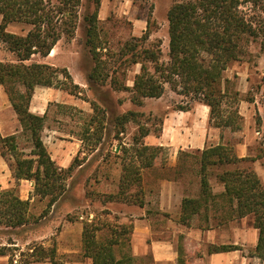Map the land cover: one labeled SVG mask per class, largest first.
<instances>
[{"label": "trees", "instance_id": "obj_1", "mask_svg": "<svg viewBox=\"0 0 264 264\" xmlns=\"http://www.w3.org/2000/svg\"><path fill=\"white\" fill-rule=\"evenodd\" d=\"M82 1L59 0L54 5L48 0H0V43L17 57L16 62L0 61V86L18 116L22 134L31 143V152L25 154L20 149L18 135H0V149L10 161L14 178L32 182V196L49 199L48 208L67 194L68 180L82 163L76 158L68 168L57 165L43 140L47 113L34 114L30 105L38 87L57 88L75 96L82 90L66 68L27 62L37 54L48 57L60 40L75 37L80 21L77 9ZM246 2L257 4L258 0ZM241 5L240 0L174 2L167 12L169 52L166 61L163 60L162 41L150 42V19L143 36L132 37L118 50H112L100 36L101 0H95L92 12L87 11L83 18V43L92 67L86 79L95 100H88L93 114L83 126L81 141L94 151L103 145L105 136L111 137L112 132L118 139L129 125L137 128L132 143H120L116 149L121 155L122 166L118 191L106 195L104 203L145 206L144 172L154 169L161 151L160 146L145 142L152 133L158 134L152 129L158 125L157 118L147 117L140 111L147 100L160 99L170 89L183 98L176 108L178 111L188 112L195 104H204L210 110L209 123L216 129L231 132L243 129L240 93L224 73L246 55L248 46L259 37L263 38L264 50V26L262 20L254 21L244 14ZM12 24L31 28L26 35H18L8 32ZM137 65L140 71L130 87L126 81L127 72ZM115 92L128 93L132 107L122 109L123 101L115 99ZM159 122L161 124V120ZM183 156L194 159L192 168L193 165L197 167L199 192L183 199L179 222L191 227L198 217L201 229L205 230L211 228V222L221 226L250 216L259 230L258 244L250 254L264 261V184L255 169L247 165L255 159L239 157L235 147L227 143L207 147L194 155L180 151L176 166L180 169L175 167L173 176L164 175L161 180L180 181L183 178L184 171L189 169L182 162ZM213 169L218 172L214 174ZM214 175L224 186L223 192L213 191L210 181ZM30 203V199L20 198L17 188L0 192V229L10 233L30 224ZM109 214L103 212L91 222H84L82 257L91 259L93 264H135L131 250L132 221L102 220L103 215ZM13 245V240H9L8 245L0 247V256L8 257V264H65L56 242L50 246L32 244L19 255L15 251L20 249ZM238 250L242 247L214 245L208 252ZM179 254L182 263V247H179Z\"/></svg>", "mask_w": 264, "mask_h": 264}, {"label": "rangeland", "instance_id": "obj_2", "mask_svg": "<svg viewBox=\"0 0 264 264\" xmlns=\"http://www.w3.org/2000/svg\"><path fill=\"white\" fill-rule=\"evenodd\" d=\"M48 1L57 5L59 0ZM176 1L185 0H101L100 36L107 43L108 48L118 50L122 43L130 38L143 36L147 30V21L150 19L152 24L150 42L162 41L163 60L166 61L169 52L167 12ZM240 1L242 12L254 21L262 20L264 26V0H258L257 4L247 3L246 0ZM94 8L95 0H83L77 9L80 21L75 37L72 40H60L52 51L51 57L44 58L37 54L27 62L46 63L57 68H66L72 75L75 84L80 86L82 93L78 96L57 88H40L35 103L38 110L47 107L43 140L49 153L55 155L61 162L70 160L73 162L78 158L82 166L76 168L73 176L68 180L67 194L50 208H48L49 199L31 197L30 224L21 230L10 233L0 229V247L8 245L9 240H13L15 243L13 246L20 249L15 251L18 255L21 251H27V248L32 244L43 243L45 246H50L56 242L58 250H60V253L58 252L60 258L64 262L78 259V256L74 257V255L64 253L69 249L75 250L79 247V241H76L79 226L76 223L83 226L84 222H91L101 216L103 212L110 214L103 215L102 220L112 223L118 220L121 223H130L132 214L139 213L137 209L130 208V206L104 203L106 195L115 194L118 191L122 166L121 155L116 152V148L120 143L123 145L132 143V136L137 130L136 126L129 125L126 133L121 134L118 139L113 132L111 137L105 136L103 145L94 151L90 150L88 144L85 143V145L81 141L83 126L89 116L93 114L91 103L88 100H95L86 79L92 64L83 43V18L87 11L92 12ZM30 28L24 24H12L9 26L8 32L26 35ZM262 40L263 38L259 37L253 41L248 46L246 55L232 63L224 73L226 79L235 83V89L240 93L242 99L239 105L240 113L242 116L244 115L241 131H220L210 125L208 121V112L210 113V111L204 104H195L193 110L188 113L178 111L176 108L182 104L183 98L168 89L160 99L147 100L145 105L140 108V111L147 117H156L155 123H158L155 128H152L157 130L158 134L152 133L145 142L148 145L157 146L161 131L165 127L170 130L171 142H176L177 135H180L177 128H185L187 125L192 128H207L209 135L220 132V143L230 144L235 149L237 146H244V153L248 154L246 157L255 159L254 162L247 165L255 169L257 162V167L262 169L261 172L264 175V50ZM0 60L16 62L17 57L8 50L5 44L0 43ZM139 71L140 66L137 65L127 72L128 86H133L134 78ZM113 96L115 99L123 101L122 109L132 107L128 100V93L115 92ZM250 99L253 101L250 102ZM158 120H161V124ZM19 146L25 154H30L31 143L22 133L19 136ZM247 146L250 150H247ZM199 151L202 150H184V152L193 155L198 154ZM175 152L176 150L173 153L168 147H161L160 157L154 169L144 172L145 205L157 208V194L161 177L174 175L172 170L175 167L171 165V160L172 156H175ZM193 161L192 157H182V162L187 164V167L189 166L180 180L184 184L186 196H194L199 192L197 167L193 165L192 168ZM179 169L180 167L177 170ZM213 171L216 174L218 169H213ZM210 182L213 189H219L215 175L211 177ZM262 182L264 184L263 180ZM123 214H127L129 219L123 221V216H126ZM7 259L9 258L7 257Z\"/></svg>", "mask_w": 264, "mask_h": 264}, {"label": "crops", "instance_id": "obj_3", "mask_svg": "<svg viewBox=\"0 0 264 264\" xmlns=\"http://www.w3.org/2000/svg\"><path fill=\"white\" fill-rule=\"evenodd\" d=\"M0 19L2 18L0 17ZM51 56L52 52L47 58ZM40 88L35 89L30 110L34 114L44 115L47 112V107L39 108L41 110H38L35 103L37 92ZM207 109L210 111L209 107ZM209 117L210 113L208 112V121ZM177 130L180 135H177L176 142H171L169 128H163L157 144L160 147H168L173 153L176 150L175 156L173 155L171 160L173 167H176L178 164V154L180 151L203 150L208 145L209 147L216 146L221 141L220 132L209 135L207 128H192L187 125V127L177 128ZM22 132L23 129L18 116L4 88L0 86V135L2 137L11 135L20 136ZM248 149L249 147L247 146ZM236 153L241 158L248 155L244 153V146H237ZM51 157L62 168H68L72 163L71 160L61 162L59 158L52 154ZM256 164V172L261 180L264 181L262 169L257 167ZM260 164L262 165V163ZM13 188H18L17 191L21 199L32 200L33 183L28 180L17 181L14 178L10 161L2 155L0 149V192ZM224 190L222 184H219L218 190L213 189L215 193H220ZM185 197L186 192L184 184L181 181L164 179L159 183L157 208H153L148 204L144 207H130L139 211L138 214H132L130 217L132 219L131 223L134 226L131 235V250L135 264H264V261L248 254L250 250L256 248L259 240V230L254 227L252 217L249 216L231 221L221 226H217L211 222V228L205 230L201 229L199 218L195 217L191 227H187L179 222L182 202ZM123 215H126L123 216V221L124 219H129L127 214ZM76 224L79 226L76 240L77 242L79 241V247L75 248V250L69 249L64 253H69L74 255V257L78 256V259L65 261V264H93L91 259L82 257L83 226L78 223ZM214 245H238L243 249L210 254L208 252L209 247ZM179 247L183 249L182 263L179 262ZM58 252L60 253V250ZM8 262L6 256H0V264H8ZM32 264L50 263L41 262Z\"/></svg>", "mask_w": 264, "mask_h": 264}, {"label": "built area", "instance_id": "obj_4", "mask_svg": "<svg viewBox=\"0 0 264 264\" xmlns=\"http://www.w3.org/2000/svg\"><path fill=\"white\" fill-rule=\"evenodd\" d=\"M117 149V148H116Z\"/></svg>", "mask_w": 264, "mask_h": 264}]
</instances>
